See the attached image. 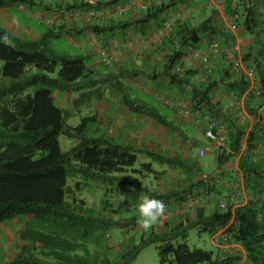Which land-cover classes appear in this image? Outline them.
Masks as SVG:
<instances>
[{
  "label": "trees",
  "instance_id": "trees-1",
  "mask_svg": "<svg viewBox=\"0 0 264 264\" xmlns=\"http://www.w3.org/2000/svg\"><path fill=\"white\" fill-rule=\"evenodd\" d=\"M9 1L27 7L38 3V0ZM40 1L47 9L59 12L71 9L84 11L88 8L99 11L108 5L117 4L118 0ZM229 1L231 4L234 0ZM259 2L236 0V22L240 27L255 33L254 41L260 42L259 48L249 46L254 52L249 51L244 60L250 59L256 52H264L263 30L260 29L261 25L264 29V11ZM1 4L2 0L0 7ZM151 5L144 11L141 21L148 22L171 6L163 1L159 4L152 2ZM211 20L209 17L193 26L183 19L174 25L172 34L178 36L179 44L186 41L187 37L199 39L201 32L215 36L217 27L210 23ZM108 21L105 20V23ZM78 24L73 22L75 26L72 30ZM88 27L98 31L97 25L92 23H86V28L81 30ZM66 28V22L53 24L41 39L34 40L23 39L0 24V74L16 80L10 86L0 87V224L17 216L27 219L23 236L26 244L5 264H131L139 250L152 242H160L158 264H236L242 259L243 264H264V169L258 165L245 168L243 161H240V166L246 190L250 194L245 204L226 210L216 207L208 214L197 215L193 220L186 218L171 222L166 219L164 231L157 232L153 226L149 237L146 239L143 235L135 247L126 249L119 261H113L103 250L104 254L98 255L90 246L73 239L72 235L54 236L34 227V220L62 223L88 220L87 214L90 211L94 214L95 210H90L83 200L78 203L74 191L81 190L83 181L88 180L127 181L124 175L129 170L141 172L135 168L138 153L153 157L154 161L160 163L168 161L165 156L145 148L138 149L104 136L90 135L89 124L95 123V112L83 117L78 123L69 122V113L56 105L52 89L70 94L90 87L95 82L93 71L87 68L82 58L55 52L47 54L44 51V40L60 35ZM190 44L194 45L193 42ZM170 49L169 69H172L183 52L177 47ZM31 68L42 73L21 79ZM177 74L173 73L172 78L177 77ZM34 85L41 87L34 93L22 95L26 88ZM62 137L72 138L76 144L64 149ZM240 143L241 133H237L232 144L236 151ZM222 149L218 154L219 167L234 156ZM142 166L149 172L155 171L151 162L142 163ZM200 184L208 188L205 179L196 186ZM193 186L183 192H188ZM209 189L214 190V187L209 186ZM165 205L168 206L167 203ZM189 227H197L210 235L224 229L225 242L240 245L245 258L243 252L228 250L214 254L212 250L192 248L185 241L174 242L180 235L185 239ZM49 245L56 249H49ZM64 249L68 252L65 253ZM44 256H54L56 260L51 261Z\"/></svg>",
  "mask_w": 264,
  "mask_h": 264
},
{
  "label": "crops",
  "instance_id": "crops-1",
  "mask_svg": "<svg viewBox=\"0 0 264 264\" xmlns=\"http://www.w3.org/2000/svg\"><path fill=\"white\" fill-rule=\"evenodd\" d=\"M124 1L118 0L117 3ZM161 1L170 3L171 6L148 22L141 21L144 18L143 10L129 8L124 15L114 16L109 23L97 16L90 22L97 25V32L92 27L81 30L86 28L87 22H79L77 28L72 30L75 25L71 21L66 22L67 28L64 32L67 40L73 44V50L77 52L68 56L82 58L87 68L93 71L94 85L92 83L90 87L80 90L96 93L93 135L104 136L138 149L145 148L165 156L168 161L174 160L179 165L168 167L160 163L164 168L158 170L153 157H150L154 172L161 174L158 177L159 191L155 193V197L167 203L173 211L169 221L178 222L186 218L193 220L197 215L208 214L217 207L216 199L210 195L209 186L214 187L217 198L230 196L234 191L235 176L238 173L243 175L240 161L245 162V168L258 165L264 169V52H256L257 55L253 54L250 59H245L246 65L254 70L252 78L234 72L232 62L224 51L209 53L212 40L220 41L222 48L230 44L231 35L225 25L228 18L231 21L235 19L236 0L227 4L228 13L222 8L226 23L215 18L214 0H207L205 5L192 3L200 0ZM115 4L104 7L102 11H109ZM17 5L19 9H28L25 5ZM207 6L213 8V14L205 15ZM177 12H181L185 20L193 26L211 17L210 23L217 27V33L212 36L209 32H201L199 39L187 37L181 44L178 36L173 34L159 42L153 41L148 45L143 43L145 34L159 27L165 19ZM54 13L55 11L45 7L41 14L49 16ZM0 18L4 22L2 26L23 39L39 40L42 37L3 8L0 9ZM38 19L53 26L46 19ZM240 29L245 57L249 51L254 52L249 46L259 48L260 42L254 41L255 33L252 31L244 27ZM260 29L263 30L261 35L264 37L262 25ZM92 41H99L110 51H119L121 62L101 58L99 52L92 49ZM172 47L182 50L183 54L175 67L169 69ZM197 50L206 52V62L202 57L194 55ZM178 67H182L183 72L172 78ZM203 73L205 75H201ZM68 94L67 97L71 98L72 93ZM59 99L60 108L70 116H79L77 109L71 110L66 97ZM73 122L77 123L76 118ZM218 124L224 125L228 132V140L222 150L234 156L219 167L218 173L207 178L195 155L200 156L202 149L207 151L221 147L211 143L205 134L207 128ZM237 133H241L238 151L232 145ZM195 146H199L197 150ZM217 175L222 176L219 179ZM202 179L206 180L208 188L201 187L202 184L196 186ZM227 182L229 185L225 186ZM191 185H194L192 189L183 192ZM242 191L241 204H245L250 197L245 183ZM138 194L139 192H135L134 195ZM192 198L197 201L190 205ZM165 221L163 216L158 219L154 225L157 232L164 231ZM26 222L24 216H17L0 224V264L13 259L26 244L23 239ZM223 231L224 229H219L212 235L214 245V237H220L216 244L220 253L228 252V246L231 245L221 242ZM245 256L243 253L244 258Z\"/></svg>",
  "mask_w": 264,
  "mask_h": 264
},
{
  "label": "rangeland",
  "instance_id": "rangeland-1",
  "mask_svg": "<svg viewBox=\"0 0 264 264\" xmlns=\"http://www.w3.org/2000/svg\"><path fill=\"white\" fill-rule=\"evenodd\" d=\"M37 2L38 3L30 7L25 5L28 9L21 8L22 11L18 8L17 3H13L9 0H2L0 9L3 8L5 12L19 19L24 25L29 26L32 30H35L43 36L51 26L38 19L42 16V8H45V6L40 0ZM192 3L196 5H205L207 0H200L199 2L193 1ZM259 3L262 4V7L264 8L263 0H260ZM227 4L229 5L230 1L224 0V4L221 6V9L223 8L226 13H228L226 8ZM207 7L208 9L206 10L205 15L213 14V8L211 6ZM215 14V18H222V14L219 11H215ZM234 20L236 21V19ZM229 21L231 20L228 18V22ZM0 24L4 25L1 18ZM43 49L47 54H51V52H55L58 55H71L77 53L76 50H73V44L67 40L65 32L58 36L55 35L46 38L44 40ZM35 73L41 74L42 72L35 68H31L21 79ZM14 81L16 80L0 74V87L10 86ZM123 82H125V80H123ZM40 87L41 85L30 86L23 91L22 95L34 93ZM82 92L84 91L73 92L72 97L69 98L67 97V92H62L56 88L52 89V95L55 99L56 105L61 107L59 98L66 97V100L70 102L71 110L75 109L76 111L77 109L76 113L78 112L77 115L79 116H70L69 122L71 123L74 118H76L78 123L83 117L89 115V113L95 112V91L85 95H83ZM115 94L116 93H114V95ZM154 105L157 104L154 103ZM84 112L86 113L84 114ZM89 125L90 135H93L92 130L95 128V123L91 122ZM61 139L64 149H68L70 146L76 144V141L72 138L62 137ZM198 147L199 146H195V149L197 150ZM220 148H222V146L217 147L215 150L207 149L204 155H195L196 159L201 164L206 177L214 176L219 171L218 154ZM153 159L155 160V158ZM150 161V156L144 153H138V162L136 163L135 168L141 170V172L129 170L126 175H124L125 178H127V181H124V179H117L111 182L93 180H88L87 182L83 181L81 190H75L73 194L76 196L78 203L83 200L90 210H95L94 214L91 211L87 214L86 217L88 220L86 219L84 222L79 223H62L55 220H34V227L54 236L65 234L72 235L73 239L83 245L90 246L98 255H103L104 253L101 251L103 250L107 252L106 255H108L113 261H119L126 249L129 247H135V245L141 241L143 235H145L147 239L152 232V229L150 231H144L138 223V205L140 201L145 195L156 198L155 193L159 191L160 180L158 177L161 174H158L157 172H149L142 166V163ZM154 162L156 169L158 170H160L159 168L163 169V165L168 167L179 166L174 160L164 161L162 163L163 165L157 160ZM186 167L187 166H185V168ZM128 180L131 182H128ZM135 192H139L138 196L134 195ZM245 198L246 197H244V201ZM214 239V242L218 244L220 237L216 235ZM177 241H185L192 248H204L214 251V254L218 253V246L216 244L214 245L212 235L200 231L197 227H189L187 229L186 238L184 239L180 235L177 240H174V242ZM159 244L160 242H152L143 246L136 257L132 260L131 264H158ZM48 248L56 249L55 246L50 245ZM64 252L67 253L68 251L64 249ZM45 258L51 261L56 260L54 256H48Z\"/></svg>",
  "mask_w": 264,
  "mask_h": 264
},
{
  "label": "built area",
  "instance_id": "built-area-1",
  "mask_svg": "<svg viewBox=\"0 0 264 264\" xmlns=\"http://www.w3.org/2000/svg\"><path fill=\"white\" fill-rule=\"evenodd\" d=\"M62 1L68 2V0ZM152 2H156L159 4L160 0H125L123 3H117L111 6L110 10L106 12H103L102 10L101 12H99L93 8H88L84 11L81 9H71L66 11L55 12L54 14H50L49 16L42 15L40 18L42 20L46 19L49 24H62L67 21L78 23H90L94 19H96L97 16H101L104 20L113 19L114 16H122L126 13L129 8L146 11L152 6ZM222 3L223 0H216L213 3L215 10L219 11L221 14ZM20 5L22 7L24 6L22 4ZM221 17V20L226 23L227 19L223 15H221ZM182 19H184L182 13L178 12L176 14H172L168 19L164 20L161 25H159V27L145 34V36L143 37V43L145 45H148L151 44L153 41H162L163 38L171 34V32L173 31L174 24ZM225 26L227 31H229L231 35L230 44L222 48L220 41L212 40L209 44V53H219L220 51H224L227 54V57H229L232 62V69L234 72H236L237 74L246 75L250 78L254 77V71L246 65L245 60L243 59V37L240 33L239 24L235 20H232L230 22H227ZM91 46L94 51L99 52L101 58H103L104 60L117 63L121 62V56L119 51H110L107 48L103 47L99 41H92ZM194 55L200 58L202 57L205 62L207 61L206 52L204 51L197 50L195 51ZM182 70V67H178L176 69L177 72H182ZM201 75H205V73ZM205 134L209 141L217 146H223L227 143L228 132L226 130V127L222 124L207 128L205 130ZM205 153V149L200 150V155H204ZM228 185L229 183L227 182L225 186ZM242 189H244L243 175L241 173H238L235 176L234 191L230 194V196H224L217 200V206L219 207V209L226 210L229 207L234 209L235 207L241 205V200L243 197ZM210 195L213 198L216 197L214 191H210ZM196 201V198H192L189 203L190 205H192L196 203ZM172 215L173 211L168 206H166L165 213L162 216L165 219L169 220ZM221 240L223 244H226V235H224V233H221ZM228 248L238 253L242 251V247L237 244H231L230 246H228ZM236 264H242V261H239Z\"/></svg>",
  "mask_w": 264,
  "mask_h": 264
},
{
  "label": "clouds",
  "instance_id": "clouds-1",
  "mask_svg": "<svg viewBox=\"0 0 264 264\" xmlns=\"http://www.w3.org/2000/svg\"><path fill=\"white\" fill-rule=\"evenodd\" d=\"M161 1V0H160ZM216 0H214L215 2ZM69 2V1H68ZM213 2V3H214ZM224 4V0H223V3L222 5ZM221 5V6H222ZM214 7V6H213ZM102 10V9H100ZM215 10V8H214ZM216 11V10H215ZM55 12H58V11H55ZM221 12H222V9H221ZM178 13V12H177ZM181 13V12H179ZM173 14H176V13H173ZM183 15V14H182ZM171 16V15H170ZM168 19V18H167ZM185 19V17H184ZM166 20V19H165ZM183 20V19H182ZM181 21V20H179ZM178 22V21H177ZM176 22V23H177ZM175 23V24H176ZM174 24V25H175ZM174 28V27H173ZM173 32V31H172ZM171 32V34H172ZM170 34V35H171ZM6 39V38H5ZM243 52V51H242ZM243 59H244V54H243ZM254 71V70H253ZM177 72V71H176ZM183 72V71H182ZM177 73H181V72H177ZM219 175V174H218ZM217 177L221 178L222 175L218 176ZM209 178V177H207ZM219 178V179H220ZM244 181V179H243ZM210 191H214L215 190H211ZM216 194V193H215ZM216 199V202L219 198L217 197H214ZM222 198V197H220ZM242 205V204H241ZM240 206V205H239ZM218 207V206H217ZM165 208H166V205L165 203L162 201V200H159V199H156V198H153V197H150V196H147L145 195L142 200L140 201L139 205H138V216H139V219H138V223L139 225L143 228L144 231H150L154 225H156V223L158 222V219L165 213ZM219 208V207H218ZM230 244H236V243H230ZM238 245V244H237ZM229 250H231L229 248ZM243 252V249L242 251ZM244 253V252H243ZM242 261V264L244 262V259L241 260Z\"/></svg>",
  "mask_w": 264,
  "mask_h": 264
}]
</instances>
